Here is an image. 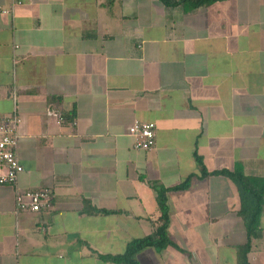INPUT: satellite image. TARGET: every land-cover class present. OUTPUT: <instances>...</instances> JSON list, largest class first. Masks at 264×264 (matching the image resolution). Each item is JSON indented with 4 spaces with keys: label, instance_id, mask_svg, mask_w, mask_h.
Wrapping results in <instances>:
<instances>
[{
    "label": "crops",
    "instance_id": "obj_1",
    "mask_svg": "<svg viewBox=\"0 0 264 264\" xmlns=\"http://www.w3.org/2000/svg\"><path fill=\"white\" fill-rule=\"evenodd\" d=\"M13 111L24 169L0 184V264H117L100 254L163 223L150 182L191 174L168 191L175 244L139 264H264V209L244 259L238 186L195 156L264 176V0H0V112ZM137 119L157 122L150 149L128 133ZM37 187L50 206L19 209L16 190Z\"/></svg>",
    "mask_w": 264,
    "mask_h": 264
},
{
    "label": "trees",
    "instance_id": "obj_2",
    "mask_svg": "<svg viewBox=\"0 0 264 264\" xmlns=\"http://www.w3.org/2000/svg\"><path fill=\"white\" fill-rule=\"evenodd\" d=\"M167 5H178L180 3H187L190 6L198 7L202 5H210L219 0H162ZM198 163L202 166V176L205 177L210 174H223L230 177L238 186L242 207L241 215L245 221L249 241L246 245L239 247L242 251L244 259H247V252L250 246L251 236L259 235L260 233V218L264 209V176L248 175L243 168L235 167L234 169L221 168L215 170H208L204 164L203 158L199 154H195ZM193 174L189 175L182 182L166 187L159 182H150L156 192V199L161 210V217L163 223L153 233L142 237L132 238L121 253L115 254H100L105 260L113 261L117 264H139L138 253L147 248L155 247L162 249L170 244H175L168 234V225L170 220L168 191L170 189H187L192 183ZM97 211L98 209H94ZM108 211V210H103ZM247 261V260H245Z\"/></svg>",
    "mask_w": 264,
    "mask_h": 264
},
{
    "label": "built area",
    "instance_id": "obj_3",
    "mask_svg": "<svg viewBox=\"0 0 264 264\" xmlns=\"http://www.w3.org/2000/svg\"><path fill=\"white\" fill-rule=\"evenodd\" d=\"M49 113L58 115L59 120L63 119V115L56 110H50ZM21 120L17 111L0 112V184L17 185L18 177L24 169L16 150L20 139L18 128ZM128 133L135 138L137 148L150 149L155 145L158 136L157 122L134 120L128 127ZM51 198L52 191L49 187L17 189L15 197L19 209L34 211L50 206ZM43 229L48 230L45 226Z\"/></svg>",
    "mask_w": 264,
    "mask_h": 264
}]
</instances>
